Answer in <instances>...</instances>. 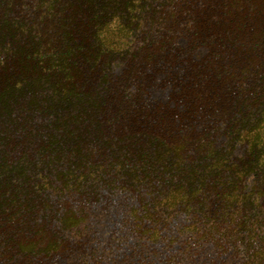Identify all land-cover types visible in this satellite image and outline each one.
Instances as JSON below:
<instances>
[{
    "label": "trees",
    "instance_id": "obj_1",
    "mask_svg": "<svg viewBox=\"0 0 264 264\" xmlns=\"http://www.w3.org/2000/svg\"><path fill=\"white\" fill-rule=\"evenodd\" d=\"M0 264H264V0H0Z\"/></svg>",
    "mask_w": 264,
    "mask_h": 264
},
{
    "label": "rangeland",
    "instance_id": "obj_2",
    "mask_svg": "<svg viewBox=\"0 0 264 264\" xmlns=\"http://www.w3.org/2000/svg\"><path fill=\"white\" fill-rule=\"evenodd\" d=\"M104 233L103 232H100V235H103Z\"/></svg>",
    "mask_w": 264,
    "mask_h": 264
}]
</instances>
